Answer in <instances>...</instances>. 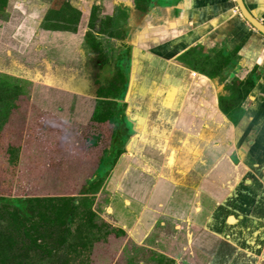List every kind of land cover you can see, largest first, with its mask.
I'll use <instances>...</instances> for the list:
<instances>
[{"label": "crops", "instance_id": "obj_1", "mask_svg": "<svg viewBox=\"0 0 264 264\" xmlns=\"http://www.w3.org/2000/svg\"><path fill=\"white\" fill-rule=\"evenodd\" d=\"M243 3L264 24V0ZM0 39L7 51L15 43L26 50L39 46L44 70L112 72L115 82L126 81L123 100L141 94L149 105L154 98L158 109L150 105L138 116L145 118L143 130L147 119L158 121L151 136L162 142L137 146L142 163L127 168L118 185L146 214H163L158 221L167 230L172 223L178 229L184 216L191 230L220 236L264 214V35L241 16L235 0H0ZM87 53L95 56L93 66L85 62ZM195 60L216 69L197 68ZM68 82L60 86L68 89ZM178 112L187 121L178 123ZM124 113L137 134L141 125ZM172 127L176 134L167 146ZM223 162L232 163L234 185L226 175L216 181L221 173L212 168ZM210 177L224 194L209 186ZM164 207L170 212L162 213ZM216 242L200 246L202 262L219 264L224 242Z\"/></svg>", "mask_w": 264, "mask_h": 264}, {"label": "rangeland", "instance_id": "obj_2", "mask_svg": "<svg viewBox=\"0 0 264 264\" xmlns=\"http://www.w3.org/2000/svg\"><path fill=\"white\" fill-rule=\"evenodd\" d=\"M6 35L9 36V32ZM4 41L6 42V39H2V42ZM25 48L15 43L14 48H8V51L0 49V179L4 184L2 192L8 191L6 187H11L16 193L26 192L27 196H32V193L43 197L54 196L69 185L73 187L71 192L77 193L75 187L84 180V174L71 173L74 171L71 166L73 159L71 147H75L71 146L75 142L74 131L79 127H86L87 119H90L95 111L99 112L110 107L109 104L100 103L101 100L110 101V95L106 98L99 96L100 94L94 97L97 88L96 84L93 85L90 81L94 80L95 83L98 81L106 85L104 87L111 94L115 92L114 86H117V82L114 81L115 78H109L112 72L105 74L94 72L90 67L83 73L44 70L39 62L42 57L39 55L41 54L39 46L27 50ZM94 59L93 53L85 55V62H91V66L95 62ZM195 63V67H202L210 72L211 69H216L213 63L208 65L196 60ZM86 78L89 79L88 84L81 87L82 83L86 84ZM65 80L69 81L68 89L60 86ZM220 82L227 83L225 80ZM210 89L209 104L213 108L212 101H215L216 91L212 87ZM123 99L124 112H127L132 124L141 125V129H135L134 132L137 134H131L126 140L124 145L126 149L118 157L109 176L103 178L96 189L87 195L88 208L94 213L93 221L99 226L98 229L95 228L94 234L99 238L93 239L85 250L77 246L79 251H73L65 246L57 254L31 252L28 264H65L67 259L73 264H165L169 259L174 260L176 264H206L202 262V254L205 251L200 246H203V242L207 240L210 245L217 243V239L223 240L224 244H219L221 248H217L221 252L220 256L223 257L220 261L217 259L216 263L264 264V238L260 240V236L264 234V214L260 215L257 221L243 219L240 224H236L237 230L235 227H230L220 236L215 232L207 235L202 234L198 229L191 230L189 225L184 224L186 223L184 216L181 220L183 223H177L178 229L172 227L174 226L172 223L170 230H167L168 228L161 226L158 221L163 219L161 218L163 214H146L140 201L122 192L119 185L123 172L135 163H142L138 158L143 151H139L137 146H153L154 143L162 142L161 138L156 140L151 136L153 130L161 127L158 121L147 119L148 126L143 130L145 118L138 116L139 113L142 114L149 109H158L154 98L151 97L149 105L148 97L141 94H131ZM150 105L152 108L147 109ZM177 109L182 110L181 106ZM180 114L178 112V123L187 121V117L180 120L178 117ZM174 129L175 127L171 128ZM175 134L176 130L169 133L167 146H170L171 138ZM49 139L55 141L49 145ZM230 150L232 147L227 153ZM164 154L165 152L162 155ZM221 164V167L215 165L212 168L216 175L221 173L216 181H222L223 175H226V178L232 181L230 184L232 185L234 183L232 163ZM161 165L159 163L157 168L161 169ZM241 170L243 171L244 168ZM210 180L209 186L214 192L219 191L217 194L220 192L221 195L224 194L222 188L218 190L222 183H213L211 177ZM241 185L246 187L249 184L242 182ZM253 190H256L255 187ZM192 202L196 204L197 200ZM216 202L220 203V200ZM203 203L210 208L214 206V203L205 201ZM163 204L170 202L166 199ZM85 210L86 207H83L79 214ZM162 210L164 214L170 212V209L165 207ZM1 218L2 216L0 225L1 222H5ZM80 222L81 219L77 218L72 224L73 237L78 234L74 230L76 226L79 224L83 227ZM117 227H122L125 234L117 233ZM83 228L86 231L85 227ZM172 236H175V239L171 240ZM73 237L70 241L77 243L78 238L74 240ZM257 244L259 248L255 250Z\"/></svg>", "mask_w": 264, "mask_h": 264}, {"label": "trees", "instance_id": "obj_3", "mask_svg": "<svg viewBox=\"0 0 264 264\" xmlns=\"http://www.w3.org/2000/svg\"><path fill=\"white\" fill-rule=\"evenodd\" d=\"M125 82L123 79L117 81V86L113 87L115 92L112 94L97 82L99 85H95L97 93L95 92L94 97L100 94L99 96L106 98L110 95V101H100L110 107L95 111L90 119H87L86 127H79L74 131L75 142L71 145L75 146L71 147V166L74 171L71 173L84 174V180L75 187L77 193H72L73 187L69 185L54 196H36L34 193L27 196L26 192L16 193L11 187H6L8 191L5 190L4 193V184L0 179V217L5 221L0 225V264H28L31 252L57 254L65 246L73 251H79L78 247L85 250L93 239L99 238L94 234L95 228L98 229L99 226L93 221L94 213L88 208L87 195L96 189L103 178L109 176L124 151L126 140L133 133L131 123L126 119L122 101L126 89ZM53 141L55 140L49 139L48 144ZM83 207H86V210L79 214ZM86 213L88 214L83 216ZM77 218L81 219L80 223L86 231L78 224L74 229L78 233V242L72 243V224ZM116 230L117 233L125 234L122 227H117ZM76 237L73 239H77ZM68 260L65 264H73ZM165 264L176 262L169 259Z\"/></svg>", "mask_w": 264, "mask_h": 264}, {"label": "water", "instance_id": "obj_4", "mask_svg": "<svg viewBox=\"0 0 264 264\" xmlns=\"http://www.w3.org/2000/svg\"><path fill=\"white\" fill-rule=\"evenodd\" d=\"M237 8L240 11L241 16L258 32L264 35V24L260 22L256 17H254L246 8L243 0H235Z\"/></svg>", "mask_w": 264, "mask_h": 264}]
</instances>
